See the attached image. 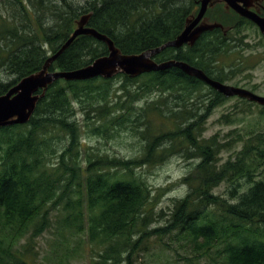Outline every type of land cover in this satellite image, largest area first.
<instances>
[{
  "label": "trees",
  "instance_id": "obj_1",
  "mask_svg": "<svg viewBox=\"0 0 264 264\" xmlns=\"http://www.w3.org/2000/svg\"><path fill=\"white\" fill-rule=\"evenodd\" d=\"M199 2L87 0L75 7L69 0H0V74L15 77L0 80V95L40 71L81 15L93 12L90 27L124 54H140L174 40ZM209 15L231 26L227 35L207 32L195 46L168 48L155 61H183L225 83L220 57L242 42L234 31L253 24L238 23V15L222 9ZM106 55L104 43L80 36L50 70H76ZM227 100L177 68L138 78L55 82L28 124L0 128V264H39L35 246L47 232L55 235L56 256L64 252L60 263L78 256L85 242L94 264H145L146 255L164 256L174 243L187 251L185 264H264V130L229 141L204 135L214 109ZM123 131L141 143L138 156L93 152L82 137ZM59 143L65 146L58 151ZM232 150L224 161L223 152ZM175 156L192 162V169L180 181L186 192L172 198L162 216L155 212L160 194L137 171ZM224 183L226 194H217ZM156 215L166 222L153 225Z\"/></svg>",
  "mask_w": 264,
  "mask_h": 264
},
{
  "label": "rangeland",
  "instance_id": "obj_2",
  "mask_svg": "<svg viewBox=\"0 0 264 264\" xmlns=\"http://www.w3.org/2000/svg\"><path fill=\"white\" fill-rule=\"evenodd\" d=\"M69 1L77 7L85 6L87 0ZM211 11L216 15L219 9L215 7ZM232 13L233 11H226L228 16L232 15ZM210 16L214 15L207 16L212 21ZM225 27L231 28L229 25ZM240 28V30L234 31L232 37L237 36V39H241L242 42H234L233 46L230 47L231 50L221 55L219 60L220 69L224 73L226 84L244 88L264 96V36L252 25L243 24ZM14 78V76L6 73L0 74V80H5L7 83ZM115 84L117 87L120 86L118 81ZM261 108L262 106L257 104L250 106L237 97L228 98L227 101L222 102L220 106L214 109L205 125L204 135L205 137L219 135L220 139L229 141L238 133L246 134L250 131L264 130V117L260 115ZM75 110L79 113L78 107H75ZM223 116L228 117V119H224ZM77 119L83 125L84 119L80 113ZM82 137L88 143L86 148H90L93 152L127 157H134L140 154L141 143L132 137L130 132L126 133L123 131L112 138L90 137L85 133ZM64 146L63 143H59L57 150L63 149ZM235 147L236 150H240L242 143L237 144ZM87 149L85 150L83 147L81 153L84 155ZM233 151L223 152V160H227L233 154ZM191 169L192 162L175 156L158 167L143 168L137 171L147 181L155 195L160 194L155 208L156 213L161 212V215L162 212L165 214L169 213L172 206V198L184 195L186 186L180 181ZM227 187V184L224 183L215 192L225 195ZM166 218L165 216L161 218L156 215L153 225L164 224ZM54 239L55 235L53 232H47L37 241L35 251L38 253L39 264H94L96 255L91 251L90 245L85 242L83 251H80L78 256L67 260L64 258L63 263H60V258L64 257V252L56 256L52 247ZM77 240L78 237L71 239V247L76 246ZM21 243L23 244L24 240ZM174 250H177L179 254L177 255ZM156 253H160L159 250H156ZM186 256H189L187 251L182 246H179L178 243H174L172 249H165L164 256L146 255L145 264H185ZM209 260L211 259H203L200 263L216 264L215 261L212 263ZM137 264L140 263L138 262Z\"/></svg>",
  "mask_w": 264,
  "mask_h": 264
},
{
  "label": "water",
  "instance_id": "obj_3",
  "mask_svg": "<svg viewBox=\"0 0 264 264\" xmlns=\"http://www.w3.org/2000/svg\"><path fill=\"white\" fill-rule=\"evenodd\" d=\"M254 2L263 3L264 0H200L198 12L187 17L184 29L174 40L140 54H124L108 35L90 27L89 23L93 12L81 15L75 21L74 30L68 40L55 54L50 55L40 71L23 78L5 94L0 95V128L28 124L34 117L39 102L45 97L49 87L59 80L71 82L89 81L97 78L113 79L120 74L138 78L144 74L163 72L172 68H177L189 77L203 82L226 98L237 97L264 107V96L212 79L203 70L186 62L174 59L161 63L155 61V56L168 48L179 49L184 46H195L201 36L207 32L221 29L224 35H227L228 28L217 21H210L206 16L207 12L218 4H224L227 12L234 11L238 16L252 21L264 36V17L259 12L251 10ZM80 36H88L104 43L108 48V55L99 57L91 64L76 70L51 71L53 63Z\"/></svg>",
  "mask_w": 264,
  "mask_h": 264
},
{
  "label": "flooded vegetation",
  "instance_id": "obj_4",
  "mask_svg": "<svg viewBox=\"0 0 264 264\" xmlns=\"http://www.w3.org/2000/svg\"><path fill=\"white\" fill-rule=\"evenodd\" d=\"M218 9H222V10H224V11H226L225 10V7H224V4H218L217 6H216ZM199 8H200V4H199ZM199 10V9H198ZM251 10L252 11H254V12H259V14L262 16V17H264V2L263 3H259V2H254V3H252V6H251ZM233 13H235L234 11H233ZM236 14V13H235ZM237 15V14H236ZM240 17V16H239ZM240 19H242V20H240V22H238V23H246L247 21H249V22H251L253 25V27H255V28H257V30L261 33V31H260V29H259V27L256 25V24H254L252 21H250V20H248V19H246V18H242V17H240ZM184 29V28H183ZM262 34V33H261ZM186 47H189V46H184V47H182V48H186Z\"/></svg>",
  "mask_w": 264,
  "mask_h": 264
}]
</instances>
